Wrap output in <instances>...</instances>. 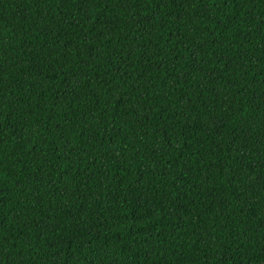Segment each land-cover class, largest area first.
Wrapping results in <instances>:
<instances>
[{
	"label": "trees",
	"instance_id": "16d2710c",
	"mask_svg": "<svg viewBox=\"0 0 264 264\" xmlns=\"http://www.w3.org/2000/svg\"><path fill=\"white\" fill-rule=\"evenodd\" d=\"M0 264H264V0H0Z\"/></svg>",
	"mask_w": 264,
	"mask_h": 264
}]
</instances>
